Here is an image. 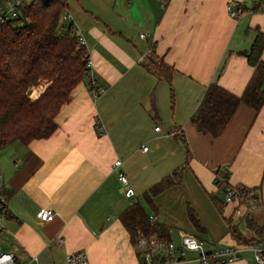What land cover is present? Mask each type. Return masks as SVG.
<instances>
[{
  "label": "crops",
  "instance_id": "obj_1",
  "mask_svg": "<svg viewBox=\"0 0 264 264\" xmlns=\"http://www.w3.org/2000/svg\"><path fill=\"white\" fill-rule=\"evenodd\" d=\"M233 1L253 5L258 0H70L72 21L92 60V75L106 90L94 100L84 77L61 106L51 135L2 149L0 184L13 192L9 215H1L0 251L13 253L19 264H59L77 249H84L92 264H138L120 213L140 201L147 213L165 223L163 196L173 193L177 203L197 205L185 190L195 184L216 192L220 166L228 167L231 184L258 190L261 202L249 212L264 230V104L259 110L240 104L217 137L199 132L190 121L211 81L217 79L241 94L253 74L254 66L240 51L250 47L255 27L264 36V11L249 9L234 17L228 9ZM152 52L173 67V92L165 78L144 66ZM47 84L45 80L35 86L32 97ZM157 119L163 123L160 130ZM163 129L184 135L190 150L187 164L181 139L171 134V140ZM117 159L122 161L119 167L114 166ZM184 164L181 183L154 196L150 204L145 198L149 187ZM120 171L134 191L130 196ZM43 207L55 210L53 220L38 218ZM233 208L230 205L224 219L231 217L244 235L255 237V230L242 228L247 224ZM181 232L199 236L202 231L194 225L181 229L176 242ZM222 240L225 245H210L237 243L231 234ZM229 264L260 263L245 250Z\"/></svg>",
  "mask_w": 264,
  "mask_h": 264
},
{
  "label": "trees",
  "instance_id": "obj_2",
  "mask_svg": "<svg viewBox=\"0 0 264 264\" xmlns=\"http://www.w3.org/2000/svg\"><path fill=\"white\" fill-rule=\"evenodd\" d=\"M242 6L244 11H264V0H258L251 6L244 2ZM69 7L70 0H33L20 9L17 17L7 19L0 25V153L4 147L15 141L29 142L51 135L58 127L56 115L61 106L71 99L74 87L84 77H88V50L81 42L77 30L73 29V22L61 18L62 13ZM254 31L255 36L250 47L240 51L254 66L251 78L241 94L223 87L217 79L206 86L190 116V121L199 132L217 137L240 104L250 105L255 110H259L264 104V36L259 26ZM143 64L148 71L165 78L173 92L174 69L163 56L152 52L144 58ZM222 68L223 64L219 67L217 76ZM45 80L48 81L47 86L33 98L36 90L32 95V89ZM89 87L91 88L90 85ZM171 133L181 139L187 164L190 150L186 138L181 132L172 130ZM184 167L185 164L176 167L173 172L149 187L145 198L150 204H153L154 196L171 185L181 183ZM237 186L244 195L260 199L257 189L241 184ZM12 192L8 187L1 186L4 201H0V215H9L7 207ZM213 199L218 209L223 212L226 202H221L215 195ZM260 202H256V205ZM188 215L196 229L205 231L190 204ZM149 217L150 214L140 201L130 203L120 213V220L128 230L132 244L139 232H157L171 238L168 225L159 220L151 222ZM225 220L231 236L238 243L255 242V237L244 235L231 217H226ZM246 224L256 234L264 232L251 215L246 217Z\"/></svg>",
  "mask_w": 264,
  "mask_h": 264
},
{
  "label": "built area",
  "instance_id": "obj_3",
  "mask_svg": "<svg viewBox=\"0 0 264 264\" xmlns=\"http://www.w3.org/2000/svg\"><path fill=\"white\" fill-rule=\"evenodd\" d=\"M33 0H0V25L7 19L18 16V13L22 7L30 4ZM230 15L238 16L244 12L242 3L230 2L228 5ZM61 18L68 22L72 21V14L69 9H66ZM74 24V23H73ZM73 29H76L74 24ZM142 37H147L146 33H141ZM80 40L85 44L84 38L80 35ZM88 80L91 86L94 100H97L98 96L105 92V87L97 84L95 78L92 75V60L88 61ZM99 131H103V126H98ZM156 130H160L157 125ZM177 132V131H176ZM144 150L148 149V146L143 145ZM122 164L121 159H117L114 162L115 167H119ZM2 173L0 172V179ZM120 181L128 185V178L122 171L118 175ZM229 169L227 166H220L215 171V182L221 187L225 194V202L231 203L234 208L233 212L236 217H243L246 219L250 215L249 209H252L256 202H260V199L253 198L248 195H244L237 185H233L229 182ZM0 184V201H4V197L1 193ZM134 193L133 189L127 186L126 194L128 196ZM253 195V194H252ZM258 205V204H257ZM38 218L43 221H51L54 219L56 212L51 207H43L38 213ZM150 221L155 222L158 220L157 215H150ZM2 217L0 215V229L2 228ZM138 256V264H178L184 261H197L199 264H229L235 261L239 257V253L245 250L253 252V259L257 263L264 264V232L255 235V242L252 243H236L233 245H226L223 247L208 248L206 243L198 236L188 232H181L179 242H176L173 238L160 235L157 232L145 233L139 232L136 237V241L133 244ZM189 253H193V257H188ZM36 259V257L34 258ZM0 264H19L15 255L11 252L0 251ZM30 264V263H27ZM59 264H92L90 263L87 253L84 249H77L67 253L64 260Z\"/></svg>",
  "mask_w": 264,
  "mask_h": 264
},
{
  "label": "rangeland",
  "instance_id": "obj_4",
  "mask_svg": "<svg viewBox=\"0 0 264 264\" xmlns=\"http://www.w3.org/2000/svg\"><path fill=\"white\" fill-rule=\"evenodd\" d=\"M156 60V59H155ZM159 61V59H157ZM171 99V97H170ZM173 105V101L171 102V106ZM155 124H157L160 128L163 127V123L157 119L155 121ZM156 125V126H157ZM151 129H154V125H152ZM161 132L166 133L168 136L171 135L167 130H162ZM169 132V133H168ZM171 140L172 136H169ZM179 143H182L181 141H178ZM183 145V144H181ZM1 172V171H0ZM190 180V179H189ZM193 182V180L191 179ZM178 189V188H175ZM221 189V188H220ZM219 188H217L216 192H206L201 190L200 188L197 187V185H191L185 190V194L187 196H190L197 205H191L193 207L202 223V225L205 228V231L199 232V236L205 241L206 245L208 248H211L214 246H222L225 245V241L222 240L223 237L230 238V234L228 233V224L224 219V215L226 213H229L231 211L230 205L231 203H225L223 206V212H221L218 209V206L216 205L213 195L216 196L218 200L221 202L225 201V194L224 191ZM163 201L162 205H164L163 208V216L162 219L164 220L165 223L170 225L171 228V238L174 240H178V233L181 231V229L187 230V229H193V225L191 224L190 217L187 214V209H188V201L176 202V195L173 193L165 194L163 196ZM172 203H175L173 208L171 206ZM179 205H184V208L182 209ZM166 214V216H165ZM3 216V215H2ZM170 220V221H167ZM245 223H246V219ZM243 229H245L246 232H250L249 227L246 225H241ZM211 244V245H210ZM249 253H246V255ZM193 253H189L188 257H193ZM181 264H199L197 261H190L186 263H181Z\"/></svg>",
  "mask_w": 264,
  "mask_h": 264
},
{
  "label": "water",
  "instance_id": "obj_5",
  "mask_svg": "<svg viewBox=\"0 0 264 264\" xmlns=\"http://www.w3.org/2000/svg\"><path fill=\"white\" fill-rule=\"evenodd\" d=\"M247 5H248V6H251V5H252V2H251V1H248V2H247ZM1 210H2V208L0 207V212H1Z\"/></svg>",
  "mask_w": 264,
  "mask_h": 264
}]
</instances>
